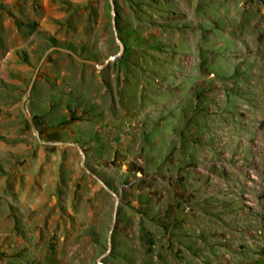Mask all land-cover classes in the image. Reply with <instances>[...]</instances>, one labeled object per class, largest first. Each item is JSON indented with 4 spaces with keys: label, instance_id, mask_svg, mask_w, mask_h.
<instances>
[{
    "label": "rangeland",
    "instance_id": "374dc122",
    "mask_svg": "<svg viewBox=\"0 0 264 264\" xmlns=\"http://www.w3.org/2000/svg\"><path fill=\"white\" fill-rule=\"evenodd\" d=\"M0 264H264V0H0Z\"/></svg>",
    "mask_w": 264,
    "mask_h": 264
},
{
    "label": "water",
    "instance_id": "95a60500",
    "mask_svg": "<svg viewBox=\"0 0 264 264\" xmlns=\"http://www.w3.org/2000/svg\"><path fill=\"white\" fill-rule=\"evenodd\" d=\"M63 51L67 52V53H70L75 59L81 61V62H89L88 60H84V59H81L79 57H77L74 53H72L71 51H68V50H65V49H62Z\"/></svg>",
    "mask_w": 264,
    "mask_h": 264
}]
</instances>
